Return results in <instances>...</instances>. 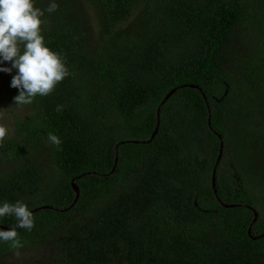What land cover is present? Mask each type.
<instances>
[{
	"label": "trees",
	"instance_id": "trees-1",
	"mask_svg": "<svg viewBox=\"0 0 264 264\" xmlns=\"http://www.w3.org/2000/svg\"><path fill=\"white\" fill-rule=\"evenodd\" d=\"M55 2L42 35L70 75L13 111L0 143V204L34 217L20 249L50 246L26 264H264V235L247 232L253 209L264 232V0ZM15 74L0 84L17 108ZM20 249L0 243V264Z\"/></svg>",
	"mask_w": 264,
	"mask_h": 264
},
{
	"label": "clouds",
	"instance_id": "clouds-1",
	"mask_svg": "<svg viewBox=\"0 0 264 264\" xmlns=\"http://www.w3.org/2000/svg\"><path fill=\"white\" fill-rule=\"evenodd\" d=\"M58 7L55 0L44 10L35 7L34 0H0V63H11V67L0 68V71L11 73L16 70L10 86L19 89L14 97L18 108L30 105L37 96L50 95L70 75L62 55L46 46L42 35L44 21L41 18L45 11L52 13ZM62 107L57 105L56 111L61 112ZM0 116H3V109H0ZM7 135V127L0 124V143ZM47 139L57 148L62 143L54 133H49ZM4 217H14L16 223L7 230L0 229V243L18 250L23 243L16 229L31 231L33 214L19 200L14 203L4 201L0 204V218Z\"/></svg>",
	"mask_w": 264,
	"mask_h": 264
},
{
	"label": "rangeland",
	"instance_id": "rangeland-1",
	"mask_svg": "<svg viewBox=\"0 0 264 264\" xmlns=\"http://www.w3.org/2000/svg\"><path fill=\"white\" fill-rule=\"evenodd\" d=\"M89 7V6H88ZM86 11L89 12L93 19L92 23L95 26V16L94 14L96 12L90 10L89 8H86ZM8 103H10V100L7 101L6 97H5V90L3 89V87L0 84V109H3V116H0V124H3L7 127L8 129V136L12 135V130L14 129V120L12 119V113L17 112L19 110V108H14L11 106H8ZM24 111H19L17 112V114L19 113H23ZM225 169L228 168V164L225 163L224 165ZM49 244L46 242H42L41 244H38V246L36 248H34L33 250L28 249L27 251H23L22 249H20L18 251V255L15 254L13 255V257L9 258V262L5 263V264H26V260L25 257L28 256L29 254H32L34 256H38V258H42L44 261H48V255H49Z\"/></svg>",
	"mask_w": 264,
	"mask_h": 264
},
{
	"label": "water",
	"instance_id": "water-1",
	"mask_svg": "<svg viewBox=\"0 0 264 264\" xmlns=\"http://www.w3.org/2000/svg\"><path fill=\"white\" fill-rule=\"evenodd\" d=\"M183 85H179V86H176L174 88H172L163 98V100L161 101V103L159 104V106L157 107V110H156V124H155V127H154V130L152 132V136L157 132L158 130V126H159V111H160V106L163 104V102L173 93L175 92L178 87H181ZM187 86H193V87H196L198 88L199 90H201L199 87H197L196 85H192V84H187ZM204 96V95H203ZM205 98V97H204ZM207 109H208V121H209V114H210V111H209V108H208V105H207ZM222 147H223V142L221 141L220 139V144H219V150H218V154H217V157H216V160H215V163H214V166H213V169H212V173H211V186L213 188V191L215 193V195L218 197V194H217V190H216V168H217V164L221 158V155H222ZM116 159H117V156H115V160H114V164L116 162ZM113 170V168H112ZM111 170V171H112ZM74 179H71V185H72V188L73 190L75 191L76 193V199L79 195V190H78V186L74 183ZM76 199L74 200V202L76 201ZM225 206L227 207H231V206H235L234 204H227V203H223ZM72 205V204H71ZM41 208H50V206L48 205H44V206H41L39 208H36L37 210L38 209H41ZM257 216H258V213L253 209V219L252 221L250 222V224L248 225V228H247V232L248 234H250L252 236V238H258L260 236H263L264 235V232L261 233V234H258V235H252L251 233V226L253 224V222L257 219ZM1 228L3 229H9L10 227L8 226H4V225H0ZM13 227V226H12Z\"/></svg>",
	"mask_w": 264,
	"mask_h": 264
}]
</instances>
